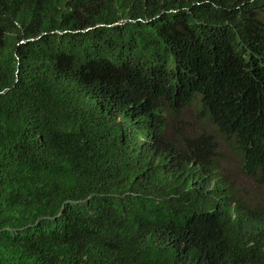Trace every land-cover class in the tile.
Listing matches in <instances>:
<instances>
[{
	"label": "trees",
	"instance_id": "16d2710c",
	"mask_svg": "<svg viewBox=\"0 0 264 264\" xmlns=\"http://www.w3.org/2000/svg\"><path fill=\"white\" fill-rule=\"evenodd\" d=\"M0 264H264V0H0Z\"/></svg>",
	"mask_w": 264,
	"mask_h": 264
},
{
	"label": "rangeland",
	"instance_id": "374dc122",
	"mask_svg": "<svg viewBox=\"0 0 264 264\" xmlns=\"http://www.w3.org/2000/svg\"><path fill=\"white\" fill-rule=\"evenodd\" d=\"M226 156H227V161L225 164H228V172L231 175L230 179L232 183L236 187H241L242 191H245L244 188L249 192V195L254 196V195H259L260 189L253 183L254 181L249 178V176L243 175L239 169L237 168V164L232 158V154L226 150ZM224 164V163H223ZM227 166V165H225ZM253 181V182H252ZM246 192V191H245Z\"/></svg>",
	"mask_w": 264,
	"mask_h": 264
},
{
	"label": "water",
	"instance_id": "95a60500",
	"mask_svg": "<svg viewBox=\"0 0 264 264\" xmlns=\"http://www.w3.org/2000/svg\"><path fill=\"white\" fill-rule=\"evenodd\" d=\"M22 42V41H21Z\"/></svg>",
	"mask_w": 264,
	"mask_h": 264
}]
</instances>
